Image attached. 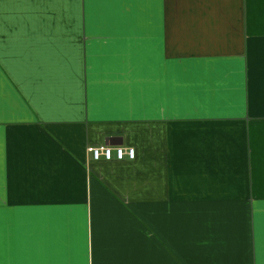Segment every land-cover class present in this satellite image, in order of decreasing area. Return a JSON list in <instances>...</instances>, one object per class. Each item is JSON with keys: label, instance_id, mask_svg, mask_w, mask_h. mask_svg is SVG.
<instances>
[{"label": "crops", "instance_id": "obj_1", "mask_svg": "<svg viewBox=\"0 0 264 264\" xmlns=\"http://www.w3.org/2000/svg\"><path fill=\"white\" fill-rule=\"evenodd\" d=\"M0 264H264V0H0Z\"/></svg>", "mask_w": 264, "mask_h": 264}, {"label": "built area", "instance_id": "obj_2", "mask_svg": "<svg viewBox=\"0 0 264 264\" xmlns=\"http://www.w3.org/2000/svg\"><path fill=\"white\" fill-rule=\"evenodd\" d=\"M88 151L96 161H133L136 158V149L134 147L99 145L90 147Z\"/></svg>", "mask_w": 264, "mask_h": 264}]
</instances>
